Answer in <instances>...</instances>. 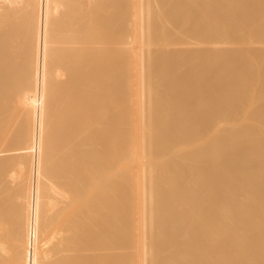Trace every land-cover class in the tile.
I'll return each mask as SVG.
<instances>
[{"label":"bare ground","instance_id":"bare-ground-1","mask_svg":"<svg viewBox=\"0 0 264 264\" xmlns=\"http://www.w3.org/2000/svg\"><path fill=\"white\" fill-rule=\"evenodd\" d=\"M0 264H264V0H0Z\"/></svg>","mask_w":264,"mask_h":264}]
</instances>
